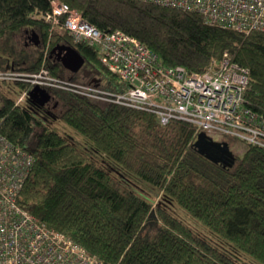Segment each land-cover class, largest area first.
I'll return each mask as SVG.
<instances>
[{"label": "trees", "instance_id": "16d2710c", "mask_svg": "<svg viewBox=\"0 0 264 264\" xmlns=\"http://www.w3.org/2000/svg\"><path fill=\"white\" fill-rule=\"evenodd\" d=\"M61 1L100 30L137 37L168 66L203 72L227 52L249 73L244 105L264 121V31L210 25L197 12L141 0ZM50 3L0 0V70L44 66L89 82L51 60L55 46L70 45L103 73V88L116 89L119 80L92 46L45 20ZM32 32L37 45L27 39ZM29 44L36 53L26 52ZM12 84L16 93L0 91V131L34 157L19 202L42 224L103 264H264L263 147L228 136L223 141L230 150L231 141L239 145L241 154L231 150V165L213 162L195 148L201 131L190 122L162 125L151 111L58 89L46 90L52 102L40 108L30 95L33 86ZM25 90L24 102L16 105ZM57 119L68 129L55 128ZM176 207L209 234L178 216Z\"/></svg>", "mask_w": 264, "mask_h": 264}, {"label": "built area", "instance_id": "2783aa9c", "mask_svg": "<svg viewBox=\"0 0 264 264\" xmlns=\"http://www.w3.org/2000/svg\"><path fill=\"white\" fill-rule=\"evenodd\" d=\"M201 14L206 23L242 33L264 31V0H141ZM47 22L92 46L102 66L118 80L116 89L14 67L0 70V82L64 90L100 103L153 112L162 125L174 119L190 122L211 138L236 137L264 148V121L244 105L249 73L227 52L203 72L168 66L137 37L120 29L103 31L61 0H51ZM28 92L15 101L22 105ZM1 125V120H0ZM32 153L0 131V264H103L63 232L42 224L19 202L33 167Z\"/></svg>", "mask_w": 264, "mask_h": 264}, {"label": "water", "instance_id": "95a60500", "mask_svg": "<svg viewBox=\"0 0 264 264\" xmlns=\"http://www.w3.org/2000/svg\"><path fill=\"white\" fill-rule=\"evenodd\" d=\"M28 41H31L35 45L39 44L38 34L32 32L31 38L28 39ZM54 51H58L60 53L58 62H60L65 69L72 73H77L85 65L84 56L70 45H57L52 49L51 54ZM90 82L98 84L100 81L98 79H93ZM30 95H33L38 99L39 105L45 104L51 99L50 94L47 93L46 90L39 87H34ZM194 146L200 154L204 155L213 162H221L227 165H231L233 163V154L228 144L224 141L214 140L204 131L199 133Z\"/></svg>", "mask_w": 264, "mask_h": 264}, {"label": "rangeland", "instance_id": "374dc122", "mask_svg": "<svg viewBox=\"0 0 264 264\" xmlns=\"http://www.w3.org/2000/svg\"><path fill=\"white\" fill-rule=\"evenodd\" d=\"M26 52L27 53H36L37 52L36 46L33 44L32 45L29 44V46H26ZM90 66L91 65H88L85 62V65L81 68V70L77 74V77L79 80L86 81L87 80L86 76L89 74L90 75H96L97 77H100L101 79L104 78V75L102 72H100V71L97 72L95 69H93ZM8 68H12V67H8ZM106 79H108V77ZM114 80H118V79L116 77H114ZM0 91H5L7 94L11 95V94L16 93V87L12 83L0 82ZM52 111L57 114L60 111V107H57L56 109H53V107H52ZM53 126L55 128L56 127L62 128L64 131L68 129V127L63 124L61 119L55 120L53 122ZM212 137L216 141H223L225 139H227V140L230 139V137H228L226 135H220V134H213ZM229 145L231 146V150L235 155L241 154L242 149L240 148L239 145H237L236 143H234L232 141H231V144H229ZM176 214L178 216H180L181 218L185 219L191 226L196 227L197 230L202 231L205 234L208 233V232L206 233V231H205L206 229L202 228L201 225L196 220H194L190 215L185 213L182 209L176 207Z\"/></svg>", "mask_w": 264, "mask_h": 264}, {"label": "flooded vegetation", "instance_id": "af4514ba", "mask_svg": "<svg viewBox=\"0 0 264 264\" xmlns=\"http://www.w3.org/2000/svg\"><path fill=\"white\" fill-rule=\"evenodd\" d=\"M30 38H31V35L28 34V35H27V39H30ZM30 43H32V42L30 41ZM59 57H60V53H59L58 51H54V52L50 55L51 60L54 61V62H58ZM79 71H80V70H79ZM79 71H78L77 73H74V74H78ZM86 77H87V81H89V82H90L91 80H93V79H98V80H100L99 77H97L96 75H90V74H89V75H87ZM51 102H52V98H51L48 102H46L45 104L39 105V107H40V108H42V107H48V106L51 104Z\"/></svg>", "mask_w": 264, "mask_h": 264}, {"label": "bare ground", "instance_id": "6f19581e", "mask_svg": "<svg viewBox=\"0 0 264 264\" xmlns=\"http://www.w3.org/2000/svg\"><path fill=\"white\" fill-rule=\"evenodd\" d=\"M23 31V30H22ZM27 33V32H26ZM22 37V36H21ZM23 38V37H22ZM25 38V37H24ZM23 40V39H22ZM25 40V39H24ZM49 48H51L50 46H49ZM45 50V49H44ZM47 51V50H46ZM50 51V50H49ZM45 53V52H44ZM48 54V53H47ZM49 57V56H48ZM47 58V57H46ZM100 81V80H99ZM102 86V85H101ZM56 231V230H55ZM57 232H59V231H57Z\"/></svg>", "mask_w": 264, "mask_h": 264}]
</instances>
